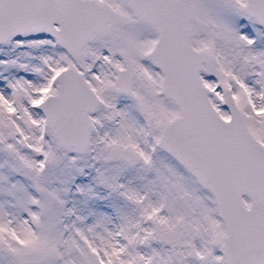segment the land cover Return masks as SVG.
I'll list each match as a JSON object with an SVG mask.
<instances>
[{"label": "snow or ice", "instance_id": "6c2138e0", "mask_svg": "<svg viewBox=\"0 0 264 264\" xmlns=\"http://www.w3.org/2000/svg\"><path fill=\"white\" fill-rule=\"evenodd\" d=\"M0 264H264V0H0Z\"/></svg>", "mask_w": 264, "mask_h": 264}]
</instances>
